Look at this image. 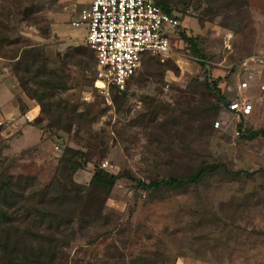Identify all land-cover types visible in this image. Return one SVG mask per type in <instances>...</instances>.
<instances>
[{"label": "rangeland", "instance_id": "1", "mask_svg": "<svg viewBox=\"0 0 264 264\" xmlns=\"http://www.w3.org/2000/svg\"><path fill=\"white\" fill-rule=\"evenodd\" d=\"M86 2L0 0V34L8 37L0 42V146L7 173L47 185L65 147L89 157L72 175L84 187L96 167L145 183L206 164L218 168L185 189L145 190L119 179L103 199L100 218L75 226L64 264H130L135 256L165 251V264H264V133L249 138L264 130V0L166 3L180 22L170 50L145 56L125 94L111 87L107 99L94 86V63L86 71L75 64L89 57L77 53L87 48L84 27L71 24ZM181 32L194 38L200 55ZM31 45L48 58L51 83L68 85L46 91L27 84L61 129L35 122L40 106L12 69L9 58ZM250 73L248 87L238 89ZM212 81L226 100H250L252 114L238 124L223 109L214 115L215 98L205 86ZM31 104L36 116L28 121ZM77 113L87 116L67 124ZM216 118L229 123L215 128Z\"/></svg>", "mask_w": 264, "mask_h": 264}, {"label": "trees", "instance_id": "2", "mask_svg": "<svg viewBox=\"0 0 264 264\" xmlns=\"http://www.w3.org/2000/svg\"><path fill=\"white\" fill-rule=\"evenodd\" d=\"M179 1L180 5H186L190 0L156 2L171 11L165 6L166 3L174 2L176 4ZM181 38L188 43L192 53L200 55L194 38L183 32H181ZM7 39L6 35L0 34V42ZM85 45L87 46L86 42ZM21 48L20 53L12 55L9 59L13 61L12 69L18 75L23 91L30 98L35 99L40 106L41 115L36 117L35 122L46 120L47 128L61 129L59 125H54L51 117L46 115L42 99L38 98L35 91L27 87V84L29 81L39 84L46 91L66 90L68 85L62 83L55 87L51 83V76L55 75V72L47 68L48 58L45 57L40 46L31 45ZM87 50L89 53H85ZM77 53L80 56L89 55L88 58L78 59L75 63L77 66L85 71L91 67V63H94L95 66L94 53L88 46L86 49L77 48ZM43 76L46 80L38 81ZM205 86L215 98V102L210 105L213 114L217 115L219 108L226 111L224 102H228V100L221 95L217 81L205 83ZM126 89L124 91L115 90L125 94ZM84 116L86 118L87 115L77 113L74 117L68 118L66 122L75 124L76 119L81 120ZM262 133L264 130L252 132L249 138H254ZM2 149L0 146V264H64L67 259L65 248L74 237L75 226L77 225V228L80 229L87 223L96 222L100 218L104 206L103 199L121 178L134 181L145 190L156 191L163 187L185 189L190 185L201 184L209 172L218 168L216 165L206 164L186 176L156 178L145 183L126 172L114 174L102 167H96L88 186L84 187L75 182L72 175L87 164L89 157H86L81 150L65 147L58 162L57 175L51 183L41 186L34 176L20 174L15 177L7 173ZM82 208H86V210H82ZM166 253V251L161 252L157 257L135 256L130 259L129 263L165 264L167 256H169Z\"/></svg>", "mask_w": 264, "mask_h": 264}, {"label": "built area", "instance_id": "3", "mask_svg": "<svg viewBox=\"0 0 264 264\" xmlns=\"http://www.w3.org/2000/svg\"><path fill=\"white\" fill-rule=\"evenodd\" d=\"M73 26H85V42L95 57V88L106 99L111 87L124 91L147 55H162L170 50V42L180 22L175 14L155 0H88ZM252 73L238 82V89L248 87ZM231 122L240 123L253 111L247 98L226 102ZM229 123L220 118L215 128ZM236 129V128H235ZM240 134V129L234 131Z\"/></svg>", "mask_w": 264, "mask_h": 264}, {"label": "crops", "instance_id": "4", "mask_svg": "<svg viewBox=\"0 0 264 264\" xmlns=\"http://www.w3.org/2000/svg\"><path fill=\"white\" fill-rule=\"evenodd\" d=\"M88 1V0H87ZM87 6V2H86V4L81 8V10L83 9V8H85ZM80 10V11H81ZM80 11H79V13H80ZM79 13H78V15H79ZM78 15H77V17H78ZM73 21V20H72ZM84 27V31H85V36H86V28H85V26H83ZM34 116H36V107L35 106H33L32 104H31V106H29V109L27 110V112L25 113V117L24 118H26L28 121H30L31 120V118H33ZM35 129V128H34ZM38 129V128H37ZM39 131V130H38Z\"/></svg>", "mask_w": 264, "mask_h": 264}, {"label": "water", "instance_id": "5", "mask_svg": "<svg viewBox=\"0 0 264 264\" xmlns=\"http://www.w3.org/2000/svg\"><path fill=\"white\" fill-rule=\"evenodd\" d=\"M227 105V103L226 102H224V106H226Z\"/></svg>", "mask_w": 264, "mask_h": 264}]
</instances>
